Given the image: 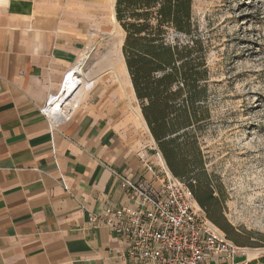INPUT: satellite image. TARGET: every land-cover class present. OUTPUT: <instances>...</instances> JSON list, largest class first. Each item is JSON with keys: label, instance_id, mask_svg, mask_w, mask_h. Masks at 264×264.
<instances>
[{"label": "crops", "instance_id": "0c3cea01", "mask_svg": "<svg viewBox=\"0 0 264 264\" xmlns=\"http://www.w3.org/2000/svg\"><path fill=\"white\" fill-rule=\"evenodd\" d=\"M114 5L0 0V264H138L124 240L90 221L106 207L134 209L121 178L157 187L139 155L165 164L151 148L121 28L119 50H98L92 67H82L91 84L75 89L69 119L51 132L40 111L90 44L117 23Z\"/></svg>", "mask_w": 264, "mask_h": 264}, {"label": "rangeland", "instance_id": "374dc122", "mask_svg": "<svg viewBox=\"0 0 264 264\" xmlns=\"http://www.w3.org/2000/svg\"><path fill=\"white\" fill-rule=\"evenodd\" d=\"M192 23L208 69L209 118L200 134L206 167L245 244L239 246L250 264H264V0H193ZM121 36L110 23L81 56V71L92 67L98 50L118 51ZM143 126L146 145L152 140Z\"/></svg>", "mask_w": 264, "mask_h": 264}, {"label": "trees", "instance_id": "16d2710c", "mask_svg": "<svg viewBox=\"0 0 264 264\" xmlns=\"http://www.w3.org/2000/svg\"><path fill=\"white\" fill-rule=\"evenodd\" d=\"M192 1L115 0V19L124 34L122 54L142 117L166 166L188 185L206 217L242 246L224 215V199L215 195L218 188L200 143L209 118L208 69L203 41L192 23Z\"/></svg>", "mask_w": 264, "mask_h": 264}, {"label": "built area", "instance_id": "2783aa9c", "mask_svg": "<svg viewBox=\"0 0 264 264\" xmlns=\"http://www.w3.org/2000/svg\"><path fill=\"white\" fill-rule=\"evenodd\" d=\"M78 74V73H76ZM74 70H68L57 93L49 95L41 113L49 118V128L68 120L73 107L62 101L64 89L82 85L75 80ZM60 104V105H59ZM58 106L61 111L52 112ZM155 144V143H154ZM156 156L160 152L156 145ZM139 158L152 174L156 188L144 186L121 178V186L129 192L134 209L106 207L91 215L93 225H104L115 236L125 241L126 255L138 264H248L250 260L244 248L229 239L211 222L196 202L192 191L181 179L174 176L166 164H155ZM63 187L67 186L63 183Z\"/></svg>", "mask_w": 264, "mask_h": 264}, {"label": "bare ground", "instance_id": "6f19581e", "mask_svg": "<svg viewBox=\"0 0 264 264\" xmlns=\"http://www.w3.org/2000/svg\"><path fill=\"white\" fill-rule=\"evenodd\" d=\"M78 66V67H77ZM77 66L73 67L72 70H74L75 74V80L79 83H82V84H85V86H89L91 84L90 81H86L84 76H83V73L80 69V64H78ZM78 87V86H77ZM76 87H74L73 89H64L61 93V98H62V101L64 103H66L67 105L68 104H71V101L72 100H75L74 98V91H75ZM60 105V104H59ZM55 110V112H57L58 110L61 111L62 110V106H58L56 105V107L52 110V112Z\"/></svg>", "mask_w": 264, "mask_h": 264}]
</instances>
